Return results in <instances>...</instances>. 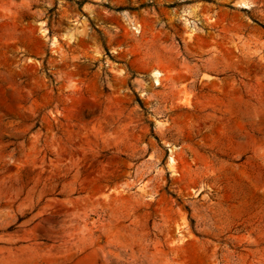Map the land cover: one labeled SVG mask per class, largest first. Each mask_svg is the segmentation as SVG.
<instances>
[{
	"label": "rangeland",
	"instance_id": "374dc122",
	"mask_svg": "<svg viewBox=\"0 0 264 264\" xmlns=\"http://www.w3.org/2000/svg\"><path fill=\"white\" fill-rule=\"evenodd\" d=\"M0 264H264V0H0Z\"/></svg>",
	"mask_w": 264,
	"mask_h": 264
}]
</instances>
